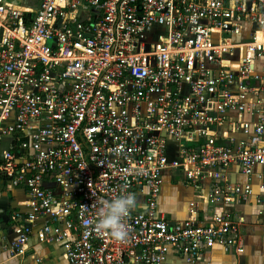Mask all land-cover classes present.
Returning <instances> with one entry per match:
<instances>
[{
  "label": "built area",
  "instance_id": "built-area-1",
  "mask_svg": "<svg viewBox=\"0 0 264 264\" xmlns=\"http://www.w3.org/2000/svg\"><path fill=\"white\" fill-rule=\"evenodd\" d=\"M243 179H230L231 168ZM203 196L176 220L164 177ZM254 186H257L255 190ZM22 193L12 205V191ZM132 194L115 240L97 202ZM264 226V0H0V233L68 264H190ZM1 235V236H2ZM10 238V239H9Z\"/></svg>",
  "mask_w": 264,
  "mask_h": 264
},
{
  "label": "crops",
  "instance_id": "crops-1",
  "mask_svg": "<svg viewBox=\"0 0 264 264\" xmlns=\"http://www.w3.org/2000/svg\"><path fill=\"white\" fill-rule=\"evenodd\" d=\"M230 179H243L237 174L235 167L231 168ZM164 177L158 207L165 212L168 217L176 220L184 219L187 216V205L190 201L196 200L199 213L210 215L214 208L207 203L203 196H198L191 188H186L177 182L179 177L177 172H169ZM257 190V186H254ZM12 205L21 206L20 200L23 198L21 191H12ZM237 209L247 214L249 223L244 229L245 250L243 254L235 255L224 251L216 246L203 255V262L200 264H264V226L256 224L253 214L257 209L255 196H251L246 201L237 205ZM0 233V264H68L64 256V249L61 242H41L33 234L28 242L26 252L23 254H11L9 250L10 240H6ZM10 239V238H9ZM167 264H190L185 259L176 256L174 253L167 255Z\"/></svg>",
  "mask_w": 264,
  "mask_h": 264
},
{
  "label": "clouds",
  "instance_id": "clouds-1",
  "mask_svg": "<svg viewBox=\"0 0 264 264\" xmlns=\"http://www.w3.org/2000/svg\"><path fill=\"white\" fill-rule=\"evenodd\" d=\"M96 206L99 216L98 229L108 231L115 240H125L128 236V227L124 219L135 206L134 195L124 194L111 199H102Z\"/></svg>",
  "mask_w": 264,
  "mask_h": 264
}]
</instances>
